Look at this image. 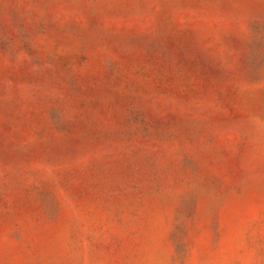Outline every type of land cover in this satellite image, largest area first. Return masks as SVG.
I'll list each match as a JSON object with an SVG mask.
<instances>
[{"label":"rangeland","instance_id":"obj_1","mask_svg":"<svg viewBox=\"0 0 264 264\" xmlns=\"http://www.w3.org/2000/svg\"><path fill=\"white\" fill-rule=\"evenodd\" d=\"M0 264H264V0H0Z\"/></svg>","mask_w":264,"mask_h":264}]
</instances>
